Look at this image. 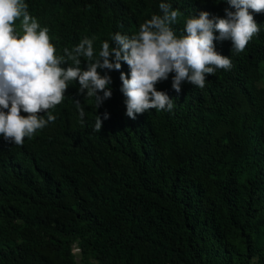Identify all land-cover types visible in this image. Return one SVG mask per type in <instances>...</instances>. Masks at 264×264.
Wrapping results in <instances>:
<instances>
[{
  "label": "trees",
  "instance_id": "trees-1",
  "mask_svg": "<svg viewBox=\"0 0 264 264\" xmlns=\"http://www.w3.org/2000/svg\"><path fill=\"white\" fill-rule=\"evenodd\" d=\"M22 3L48 29L58 58L85 38L98 58L114 34L131 37L162 15L160 3L179 10L170 25L177 37L191 16L225 18L229 7L225 0ZM253 15L260 31L244 52H233L230 40L214 42L230 70L206 75L203 88L184 82L180 93L174 73L156 85L174 100L171 111L129 118L123 63L121 71L98 70L111 76L113 92L99 109L71 81L48 110L54 121L22 145L0 136V264H78L74 245L80 264H264V13Z\"/></svg>",
  "mask_w": 264,
  "mask_h": 264
},
{
  "label": "clouds",
  "instance_id": "clouds-1",
  "mask_svg": "<svg viewBox=\"0 0 264 264\" xmlns=\"http://www.w3.org/2000/svg\"><path fill=\"white\" fill-rule=\"evenodd\" d=\"M225 2L229 5L224 10L225 18H210L206 11L199 17L193 15L186 20V34L181 37L170 27L177 21L179 10L160 3L162 15H152L131 37L114 34L111 46L107 41L102 43L98 58L94 57L93 40L88 38L71 51L64 49L65 55L58 58L48 29L40 28L27 4L22 0H0V136L22 145L25 137L30 138L54 121L55 116L48 110L61 103L71 81H78V94L85 99L95 98L99 109L113 92L109 87L111 76L101 75L98 70L121 71L123 63L129 67V73L121 71L120 76L126 115L135 120L150 109L171 111L174 100L157 90L159 82L174 73L172 88L177 93L184 82L203 88L206 75L232 67L231 59L218 53L214 42L230 40L233 52L238 54L260 31L253 13H264V0ZM21 17L23 34L17 35L13 25ZM80 57L87 62L86 70L79 66ZM64 64L69 66L65 68ZM75 104L83 120L84 108L77 99ZM104 118H108L107 113ZM101 129L102 120L97 115L94 130Z\"/></svg>",
  "mask_w": 264,
  "mask_h": 264
},
{
  "label": "rangeland",
  "instance_id": "rangeland-1",
  "mask_svg": "<svg viewBox=\"0 0 264 264\" xmlns=\"http://www.w3.org/2000/svg\"><path fill=\"white\" fill-rule=\"evenodd\" d=\"M73 252L76 255V261H77V263L80 264L81 258H80V255H79V250H78L77 245H74Z\"/></svg>",
  "mask_w": 264,
  "mask_h": 264
}]
</instances>
